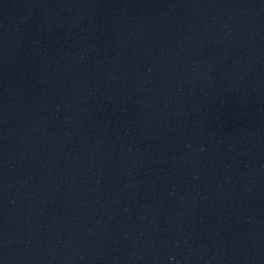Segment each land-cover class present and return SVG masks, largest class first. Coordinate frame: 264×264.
I'll list each match as a JSON object with an SVG mask.
<instances>
[{
  "label": "water",
  "instance_id": "95a60500",
  "mask_svg": "<svg viewBox=\"0 0 264 264\" xmlns=\"http://www.w3.org/2000/svg\"><path fill=\"white\" fill-rule=\"evenodd\" d=\"M0 264H264V0H0Z\"/></svg>",
  "mask_w": 264,
  "mask_h": 264
}]
</instances>
